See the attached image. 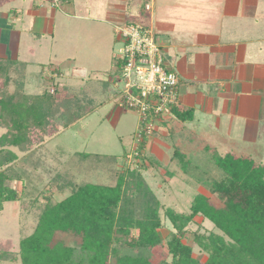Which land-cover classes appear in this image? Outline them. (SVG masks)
Returning <instances> with one entry per match:
<instances>
[{"label": "trees", "instance_id": "16d2710c", "mask_svg": "<svg viewBox=\"0 0 264 264\" xmlns=\"http://www.w3.org/2000/svg\"><path fill=\"white\" fill-rule=\"evenodd\" d=\"M117 67L120 70L119 59ZM26 70V63L0 57V210L4 203L19 201L22 211L33 207L37 221L31 234L18 241L17 252L11 239L0 240V262L155 264L152 255L157 251L156 264H264V165L246 156L219 155L204 147L221 176L204 184L207 195L197 193L187 213L166 207L160 215L164 206L142 175L147 169L145 140L138 146L136 167L127 173L114 165L104 183H76L72 175H55L49 179L47 195L22 201L7 185L24 182L26 176L14 167L18 156L12 149L28 154L36 143L67 129L96 105L87 85L79 89L60 85L57 69H53L56 76L41 71L45 85L39 93H28ZM174 157L182 165L189 163L178 150ZM66 188L70 194L54 201L50 191ZM197 217L218 233L189 230ZM165 222L172 230L162 242L158 231ZM62 233L76 236L79 244L57 241L56 235ZM193 245L207 255L204 262L193 257Z\"/></svg>", "mask_w": 264, "mask_h": 264}, {"label": "rangeland", "instance_id": "374dc122", "mask_svg": "<svg viewBox=\"0 0 264 264\" xmlns=\"http://www.w3.org/2000/svg\"><path fill=\"white\" fill-rule=\"evenodd\" d=\"M239 1V7L243 8L244 13L243 28L249 29L255 38L260 39L264 36V0ZM33 2L35 0H0V14L8 15V24L14 25L15 29L21 32L20 44L17 48L19 47V60L27 65L26 92L39 93L45 85L40 77L41 71L43 74L52 76L55 75L53 69H57L61 73L57 77L60 85L73 86L75 89H79L84 84L87 85L91 98L96 100L92 103L96 105L67 129L60 128L61 130L52 137L43 138L41 144L36 143L34 149L28 154L12 149L18 156L14 167L24 170L26 176H24V182L14 180L7 182V185L18 192L22 201H33V198L38 197L39 194L47 195L49 179L55 175L64 178L72 175L76 183H104L107 175L114 172V165L127 173L128 170L136 167L137 161L126 164V156L139 145L135 138L140 125L139 115L131 110L114 111L121 91L110 82L109 85L108 80L116 74L121 76L117 67L121 44L115 40L113 32L111 34L112 29L105 31L100 28L97 31L96 24L92 21L78 17L83 13L77 11V16L73 18V14L65 15L66 8L60 5L51 10L46 20L47 23L51 22V25L44 29L45 32L40 40L36 41V38L28 37L27 32L26 34L24 32L28 26L29 30H32L34 26L38 29L39 24L36 20L33 21L28 12L33 9ZM16 14L19 16L18 21L13 18ZM237 27H240V23ZM95 34H98L101 41L95 38ZM28 46H34L37 49L33 56L27 53ZM2 48L0 45V51ZM81 67L87 68V78L69 77L73 68ZM261 106L263 107L261 112L264 113V105ZM243 128L245 129L244 123L240 125L233 122L232 125L226 124L220 127L219 134H216L215 131L218 130L214 129L215 134L212 137L210 135L169 137L167 142L171 149H165V155L167 154L168 157L165 156L166 159L163 160L164 166L160 167L156 159H147L152 161L151 164L154 167L148 163V170L142 175L164 206L160 210L161 216L166 207L177 213H187L189 203L197 193L207 195L204 184L210 178H220L221 172H218L212 160L208 159L207 153L203 151L204 146L209 149L208 151L216 150L219 155L232 153L235 156H246L264 165V134L256 135L253 130L251 133L250 127L248 135L244 137L241 136L244 135L241 134ZM2 132L0 128V135ZM153 138L159 140L160 137ZM176 142L180 153L189 159V163L177 164V160L170 159L169 156L175 151L173 144ZM144 155L148 154L144 152ZM198 168L204 169V173H200ZM50 193L54 201H60L70 194V188L62 192L53 190ZM36 221L33 207H30L28 211H22L19 201L4 203L0 210V240L11 239L15 244L13 251L17 252L18 241L23 236L31 234ZM187 228L205 235L210 232L218 233L201 217L195 218ZM171 230V225L165 222L158 231L162 242L169 238ZM56 240L63 242L66 246L79 244L76 236L70 234H57ZM192 255L201 262H204L207 257L196 245H193ZM158 257L159 252L156 251L152 255L153 263L158 262ZM0 264H20V262L1 261Z\"/></svg>", "mask_w": 264, "mask_h": 264}, {"label": "crops", "instance_id": "0c3cea01", "mask_svg": "<svg viewBox=\"0 0 264 264\" xmlns=\"http://www.w3.org/2000/svg\"><path fill=\"white\" fill-rule=\"evenodd\" d=\"M239 2L58 0L55 6L52 0H35L33 9L28 12L39 24L38 29L34 26L29 30L28 26L24 32L39 41L44 29L51 25L46 21L51 10L64 5L65 15L73 14L74 18L77 11L83 13L78 17L92 21L97 31L112 29L116 41V28L129 21L135 20L154 33L165 65L179 79V99L166 115L155 120L153 133L145 140L143 152L148 154L145 156L148 170L147 166L154 167L148 158L156 159L160 167L164 166L165 149H171L167 142L169 137H212L215 132L219 134L220 127L233 122L244 123L245 129L241 133L244 135L241 136H247L250 127L251 133L253 130L256 135L264 134V113L261 112V105H264V40L261 39L264 36L255 38L249 29L243 28L244 13ZM13 18L19 20L17 14ZM239 23L240 27H237ZM20 34L14 25L8 24V15L1 13L0 45L3 48L0 57L20 61L17 48ZM95 38L101 41L98 34ZM104 40L108 41L107 38ZM88 41L90 43V39ZM36 50L34 46H28L26 51L33 56ZM86 76V67L73 68L69 73L71 78L85 79ZM112 77H109V85H113ZM114 111L123 112L118 102ZM214 129L218 131L214 132ZM173 145V149L179 150L177 142ZM169 157L173 159V152Z\"/></svg>", "mask_w": 264, "mask_h": 264}, {"label": "built area", "instance_id": "2783aa9c", "mask_svg": "<svg viewBox=\"0 0 264 264\" xmlns=\"http://www.w3.org/2000/svg\"><path fill=\"white\" fill-rule=\"evenodd\" d=\"M57 2L52 0L55 6ZM115 33L121 44V76L115 75L111 82L121 91L118 107L139 115L135 138L140 144L152 135L155 120L178 104L179 79L165 65L158 38L146 26L129 22L117 27ZM138 156L137 147L126 156V162L135 163Z\"/></svg>", "mask_w": 264, "mask_h": 264}]
</instances>
